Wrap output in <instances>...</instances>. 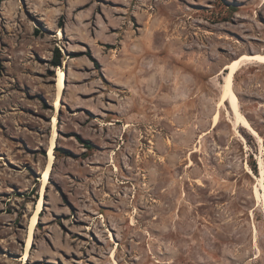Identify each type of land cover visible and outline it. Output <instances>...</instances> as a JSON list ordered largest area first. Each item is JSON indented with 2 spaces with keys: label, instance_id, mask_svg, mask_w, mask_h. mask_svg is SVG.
<instances>
[{
  "label": "rangeland",
  "instance_id": "obj_1",
  "mask_svg": "<svg viewBox=\"0 0 264 264\" xmlns=\"http://www.w3.org/2000/svg\"><path fill=\"white\" fill-rule=\"evenodd\" d=\"M263 50L264 0H0V264H264V64L235 77L259 138L218 108Z\"/></svg>",
  "mask_w": 264,
  "mask_h": 264
},
{
  "label": "bare ground",
  "instance_id": "obj_2",
  "mask_svg": "<svg viewBox=\"0 0 264 264\" xmlns=\"http://www.w3.org/2000/svg\"><path fill=\"white\" fill-rule=\"evenodd\" d=\"M61 34V33H60ZM228 41V39H226ZM254 62L264 64V50L263 52L250 54V53H241L236 59H233L229 63L223 66L219 75L222 77L221 83V90H220V100L218 103V108L226 109L231 116H233V122L236 128H243L248 133H251L255 137L259 138L258 133L255 131L253 125L251 124L250 120L246 117L241 109V102L240 99L235 91V77L238 72L245 67V64H253ZM66 76L64 71L59 68L57 71V91H58V100L62 98V94L66 89ZM58 102V101H57ZM220 119V111L218 110L215 113V126L218 124ZM56 120V119H55ZM234 127V128H235ZM235 128V129H236ZM237 132V131H236ZM239 133V132H238ZM57 132L55 131L54 137L52 138V144L48 149V156L46 161L45 169L42 171L41 176V183L42 188L40 190V199L36 208L33 210V213L28 222V234H27V246H26V253L23 257L24 262L31 257V247L34 242V236L36 233V229L38 224L40 223V218L44 212V199L46 196V188L49 185L50 178L53 172V168L56 162V155H55V146L58 139ZM261 138V137H260ZM262 146V145H261ZM261 171L264 177V163L261 161ZM248 172L251 173L250 170ZM261 177V176H260ZM260 180V179H259ZM261 187L264 190V183L263 178L261 179ZM258 191V190H257ZM261 195V194H260ZM259 195V196H260Z\"/></svg>",
  "mask_w": 264,
  "mask_h": 264
},
{
  "label": "trees",
  "instance_id": "obj_3",
  "mask_svg": "<svg viewBox=\"0 0 264 264\" xmlns=\"http://www.w3.org/2000/svg\"><path fill=\"white\" fill-rule=\"evenodd\" d=\"M38 34H39V30H36L35 35H38ZM52 65L54 67L63 66V54L59 48H56V50L54 51V59H53ZM55 150L58 151L57 146H56Z\"/></svg>",
  "mask_w": 264,
  "mask_h": 264
},
{
  "label": "crops",
  "instance_id": "obj_4",
  "mask_svg": "<svg viewBox=\"0 0 264 264\" xmlns=\"http://www.w3.org/2000/svg\"><path fill=\"white\" fill-rule=\"evenodd\" d=\"M29 62H30V60H28ZM67 72V71H66ZM4 148H7V146H5V142H1L0 141V153L1 154H3V153H5L4 151H5V149ZM2 162H1V160H0V164H1ZM2 166H3V164H2ZM1 168H3V167H1ZM3 171H5V172H7V169H2Z\"/></svg>",
  "mask_w": 264,
  "mask_h": 264
},
{
  "label": "water",
  "instance_id": "obj_5",
  "mask_svg": "<svg viewBox=\"0 0 264 264\" xmlns=\"http://www.w3.org/2000/svg\"><path fill=\"white\" fill-rule=\"evenodd\" d=\"M65 74H67V72H65Z\"/></svg>",
  "mask_w": 264,
  "mask_h": 264
}]
</instances>
